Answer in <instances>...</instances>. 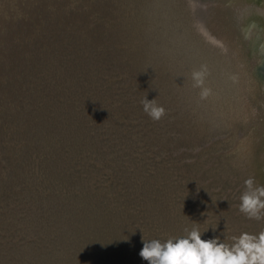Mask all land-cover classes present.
<instances>
[{
	"label": "rangeland",
	"instance_id": "rangeland-1",
	"mask_svg": "<svg viewBox=\"0 0 264 264\" xmlns=\"http://www.w3.org/2000/svg\"><path fill=\"white\" fill-rule=\"evenodd\" d=\"M192 1L198 20L211 21L218 37H230L234 46L236 33L247 42L253 67L252 36L242 32L244 8L232 0ZM130 20L122 0H0V248L33 255L41 243L29 221L37 193L46 197L48 188L30 133L39 113L66 125L71 109L89 119L94 134V151L75 157L73 173L87 177L133 249L171 237L163 212L171 224H204L228 245L244 232L264 231V218L240 211L245 180L264 184V90L253 74L250 80V62L241 55L247 61L242 116L210 132L192 97L165 83L173 77L167 73L171 57L149 51L129 31ZM202 32L203 46L225 61L227 49ZM230 61L229 69L242 71ZM145 96L165 109L159 120L144 112ZM58 153L65 156L63 149ZM12 178L17 192L6 188Z\"/></svg>",
	"mask_w": 264,
	"mask_h": 264
},
{
	"label": "water",
	"instance_id": "water-1",
	"mask_svg": "<svg viewBox=\"0 0 264 264\" xmlns=\"http://www.w3.org/2000/svg\"><path fill=\"white\" fill-rule=\"evenodd\" d=\"M122 2L131 13L129 31L134 32L140 42L144 43L149 51H153L152 53L171 57L173 68L168 69L167 73L173 77L165 83L171 84L175 91L181 86L184 94L192 97V104L199 109L200 120L206 124L210 132L220 129L222 123L233 122L242 116L241 93L245 90L246 62H250L249 74L252 81L254 61L248 54L245 40L234 33L231 38L240 45L238 47L237 44L232 45L230 37L226 39L222 34L218 37L219 33L211 25V21L204 19L206 22L203 23L198 20L197 8L192 0H122ZM193 21L197 22L199 32L194 33ZM201 32L208 41L218 43L227 49L225 61L221 54L218 55L209 47L203 46L204 40L200 41ZM241 55L247 61L243 60ZM228 60L236 63L237 69L242 71L234 72L229 69L226 62ZM194 73H202L203 85H197ZM205 89L208 90V95L202 97ZM33 105L38 107L35 100ZM43 108H47L46 105H43ZM77 113L74 109L67 112L69 117L66 120L69 122L66 125L58 118L52 119L53 115H50L49 120L44 118L43 113H39L38 116L43 117L37 120H34L36 114L32 115L34 125L29 141L40 161L39 167L43 180L47 182L48 191L45 193L46 197L37 193L39 196L37 202H32L34 219L33 222L29 221V230H33L31 234H35L39 238L38 243L41 242L42 245H37L33 255L29 251H16L15 247L6 250L2 246L0 264H149L148 260L139 255L143 247L135 246L133 249L132 244L124 237L123 229L119 230V227L114 226L109 206L105 211L100 207L91 193L89 183L82 179L87 177L81 172L78 173L79 176L73 173L77 171L75 157L94 151L92 148L94 134L87 124L89 119ZM38 122L43 126L47 125V130L39 129ZM72 135L76 139V144L72 143ZM245 143L248 145V137ZM38 147L46 150L47 155L39 151ZM247 147L252 148L253 145ZM62 149L65 151L63 158L59 157L58 153ZM245 151L249 154V151ZM243 155L241 151V156ZM47 169L49 173H45ZM73 176L77 178L74 179ZM56 179L57 182H54ZM73 181L81 183L82 190L74 188V185L67 186ZM14 183L12 178L7 182L6 188L17 192ZM41 198L46 199V202ZM63 204L69 208L68 219L64 216ZM162 207L165 209L163 205ZM162 216L168 234L174 242L188 234L185 229L190 232L194 227L200 231L202 239L215 238L209 235L211 231L204 224L202 226L194 224L195 221L190 219H187L189 223L183 220L178 224H171L166 220L165 212ZM66 240L72 243L73 247H67ZM219 241L224 242V239L219 238Z\"/></svg>",
	"mask_w": 264,
	"mask_h": 264
},
{
	"label": "clouds",
	"instance_id": "clouds-1",
	"mask_svg": "<svg viewBox=\"0 0 264 264\" xmlns=\"http://www.w3.org/2000/svg\"><path fill=\"white\" fill-rule=\"evenodd\" d=\"M197 85H203L202 73H194ZM208 95V90L202 92ZM141 103L143 110L153 120H159L165 109L156 104L154 99L145 96ZM246 190L241 195L240 211L249 218H264V184L256 182L254 177L245 180ZM185 237L160 240H144L139 255L149 264H264V231L258 236L242 233L231 246L219 241V237L202 239V234L195 227Z\"/></svg>",
	"mask_w": 264,
	"mask_h": 264
},
{
	"label": "bare ground",
	"instance_id": "bare-ground-1",
	"mask_svg": "<svg viewBox=\"0 0 264 264\" xmlns=\"http://www.w3.org/2000/svg\"><path fill=\"white\" fill-rule=\"evenodd\" d=\"M232 1L233 3H237V5L240 4L244 8L243 14L239 12L242 14L241 20H243L242 32L247 36L249 35V38L252 36L248 42L256 58L252 74L255 76L257 86L264 90V0ZM260 158H262V160H260L264 163V152ZM262 167L264 171V165H262Z\"/></svg>",
	"mask_w": 264,
	"mask_h": 264
},
{
	"label": "trees",
	"instance_id": "trees-1",
	"mask_svg": "<svg viewBox=\"0 0 264 264\" xmlns=\"http://www.w3.org/2000/svg\"><path fill=\"white\" fill-rule=\"evenodd\" d=\"M38 128L39 129H46L47 130V125H45L44 124V126H43V124L42 123H40V122H38ZM72 143H74V144H76V139L75 138H73V135H72ZM39 151H43L44 153H45V151L46 150H43L41 147H38L37 148ZM45 173H49L48 172V169H47V171L45 172ZM54 182H57V179L56 180H53ZM71 185H74L73 187L74 188H78V189H80V190H82V188H83V185L81 184V183H79V182H72L71 184H69V185H67V186H69V187H72ZM63 206H64V204H63ZM105 210H108V206H106V208H105ZM109 210H110V208H109ZM64 216H65V218L67 217V213H69V208H67L66 206H64ZM63 213V212H62ZM107 216V215H106ZM33 219H34V217H33V215H32V217H31V220H32V222H33ZM64 219V218H63ZM67 219H68V217H67ZM69 221V220H68ZM66 246L67 247H73V244L72 243H70L68 240H66ZM38 254V253H37ZM139 258V257H138ZM103 261H101V263H102ZM105 264V263H104Z\"/></svg>",
	"mask_w": 264,
	"mask_h": 264
}]
</instances>
